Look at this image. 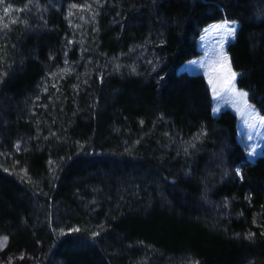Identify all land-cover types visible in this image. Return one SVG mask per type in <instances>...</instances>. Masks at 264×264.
<instances>
[{
  "label": "trees",
  "instance_id": "obj_1",
  "mask_svg": "<svg viewBox=\"0 0 264 264\" xmlns=\"http://www.w3.org/2000/svg\"><path fill=\"white\" fill-rule=\"evenodd\" d=\"M5 1L0 237L19 264H264V156L239 161L240 210L212 219L184 204L202 163L151 129L237 143L177 70L202 28L237 21L230 64L264 111V0Z\"/></svg>",
  "mask_w": 264,
  "mask_h": 264
},
{
  "label": "rangeland",
  "instance_id": "obj_2",
  "mask_svg": "<svg viewBox=\"0 0 264 264\" xmlns=\"http://www.w3.org/2000/svg\"><path fill=\"white\" fill-rule=\"evenodd\" d=\"M14 6H9L5 0H0V27L6 19L14 21ZM239 27L237 21H217L201 30L197 39L199 54L182 64L178 73L200 75L208 87L211 101V114L218 117L220 113L228 111L236 118V144L216 137V134L206 125H202L197 132L177 133L165 126L169 120L156 118L152 121L151 129L165 132L174 148L183 149L188 155L197 157L202 163L199 178V193H193L192 199H185L195 212L208 214L212 219L232 216L240 210L242 202L237 189L241 179L238 163L246 158L257 161L264 156V111L250 98L249 93L237 86L239 74L230 64L227 51L228 45L234 41ZM163 121L166 124L163 127ZM214 134V139L209 137ZM192 173L184 179L192 178ZM190 201V202H187ZM8 240L0 237V264H19L21 254H14L8 250Z\"/></svg>",
  "mask_w": 264,
  "mask_h": 264
}]
</instances>
